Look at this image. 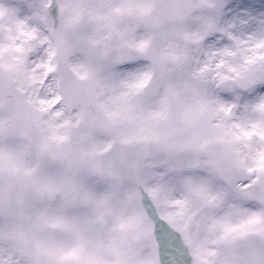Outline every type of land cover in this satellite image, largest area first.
Listing matches in <instances>:
<instances>
[{"label": "snow or ice", "instance_id": "1", "mask_svg": "<svg viewBox=\"0 0 264 264\" xmlns=\"http://www.w3.org/2000/svg\"><path fill=\"white\" fill-rule=\"evenodd\" d=\"M0 264H264V0H0Z\"/></svg>", "mask_w": 264, "mask_h": 264}]
</instances>
